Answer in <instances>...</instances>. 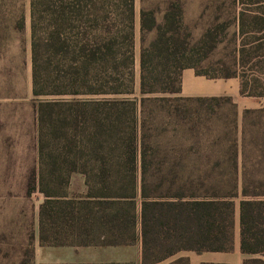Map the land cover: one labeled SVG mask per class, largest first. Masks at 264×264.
<instances>
[{
  "label": "trees",
  "instance_id": "obj_1",
  "mask_svg": "<svg viewBox=\"0 0 264 264\" xmlns=\"http://www.w3.org/2000/svg\"><path fill=\"white\" fill-rule=\"evenodd\" d=\"M105 4L28 0L37 157L27 192L36 188L44 195L39 242L73 241L49 238L45 220L57 231L84 233L83 241L97 228L106 242L121 243L133 239L138 219L143 264L182 248L227 250L240 196V248L264 256V182L246 183L253 180L239 169L237 138L225 156L221 134H211L220 124L212 118L214 105L235 102L230 95L179 94L184 67L208 77L235 75L198 68L215 45L212 32L205 30L200 46L190 47L178 7L160 18L141 8V38L154 34L140 48L139 96L133 98L132 25L118 41ZM250 18L260 28L264 10ZM23 21L22 12L17 28ZM239 93L264 95L248 92L242 80ZM74 173L83 177L82 193L69 191Z\"/></svg>",
  "mask_w": 264,
  "mask_h": 264
},
{
  "label": "rangeland",
  "instance_id": "obj_2",
  "mask_svg": "<svg viewBox=\"0 0 264 264\" xmlns=\"http://www.w3.org/2000/svg\"><path fill=\"white\" fill-rule=\"evenodd\" d=\"M105 1L107 21L117 34L118 41L132 25L134 83L130 97L139 96L141 45H146L154 34L147 31L141 38V8L153 10L157 18L167 8H179L182 35L190 47L200 46L202 34L207 29L215 39V45L198 68L207 69L210 73L230 69L235 73L232 76L245 83L248 92L264 91V24L259 28L260 25L250 18V14L264 10V0ZM130 3L132 14L129 12ZM22 12L23 27L19 29L16 20ZM258 43L262 45L257 47ZM241 95L245 97L240 96V101H257L258 106L241 108L236 96H231L234 107L228 102L219 107L214 105L216 112L212 118H217L220 124L214 126L211 134H221L225 156L231 154L229 146L237 138L242 144L238 150L239 169L245 177L253 180L246 183L263 187L259 183L264 182V110L253 109L264 105V95ZM33 103L28 0H0V264H32L35 244L39 240L38 211L44 195L36 188L27 192L28 184L33 180L37 157ZM245 108L251 111L243 117ZM81 183L82 176L74 173L69 191L82 193ZM239 197L234 199L235 221L238 219ZM45 221L44 234L49 238L57 235L58 241L77 238L70 231H57L55 227H50L49 220Z\"/></svg>",
  "mask_w": 264,
  "mask_h": 264
},
{
  "label": "crops",
  "instance_id": "obj_3",
  "mask_svg": "<svg viewBox=\"0 0 264 264\" xmlns=\"http://www.w3.org/2000/svg\"><path fill=\"white\" fill-rule=\"evenodd\" d=\"M228 79L232 80V83ZM179 94L190 96L226 94L232 97L236 96V102H238L241 108L258 106L257 101H240L239 97L241 96L243 98L245 96L239 93V80L236 76L208 77L196 73L193 67H184L182 69ZM81 188L83 190L86 188L83 177ZM57 223H59V220H57ZM79 232L77 235H74L77 239L71 242L40 243L37 240L33 252L32 264H143L138 219L133 239L127 242H106V234L97 228H94L89 234L92 240L83 241L81 239L85 234ZM245 260L247 264H264V256L262 254L258 252L249 253L241 250L237 219L235 221L232 247L230 249H188L186 251H177V253L175 252L149 264H244Z\"/></svg>",
  "mask_w": 264,
  "mask_h": 264
}]
</instances>
